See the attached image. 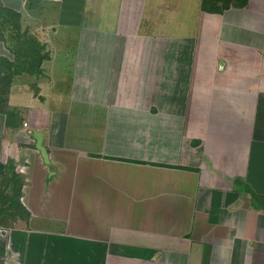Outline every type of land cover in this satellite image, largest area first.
Masks as SVG:
<instances>
[{"label": "crops", "instance_id": "crops-1", "mask_svg": "<svg viewBox=\"0 0 264 264\" xmlns=\"http://www.w3.org/2000/svg\"><path fill=\"white\" fill-rule=\"evenodd\" d=\"M0 1L49 55L13 76L12 125L0 111L27 217L15 264H264V0H200L205 27L184 36L148 21L149 0Z\"/></svg>", "mask_w": 264, "mask_h": 264}, {"label": "trees", "instance_id": "trees-1", "mask_svg": "<svg viewBox=\"0 0 264 264\" xmlns=\"http://www.w3.org/2000/svg\"><path fill=\"white\" fill-rule=\"evenodd\" d=\"M32 0H29L31 2ZM248 0H202V9L209 13L221 14L231 7H244ZM0 40L14 55V62L0 61V111L7 113V125H12L16 120L14 112L8 113L3 110L7 103L1 96L9 95L14 75L22 73H40L43 61L49 59L48 53H41L45 46L31 35L28 30H23L21 14L11 10L0 1ZM8 98V97H7ZM0 225L4 217L12 216L14 219L24 216L25 210L20 202L22 196L23 180L16 172L14 163L0 164ZM11 189V191H9ZM29 217V216H28Z\"/></svg>", "mask_w": 264, "mask_h": 264}, {"label": "rangeland", "instance_id": "rangeland-1", "mask_svg": "<svg viewBox=\"0 0 264 264\" xmlns=\"http://www.w3.org/2000/svg\"><path fill=\"white\" fill-rule=\"evenodd\" d=\"M115 9L116 8H112L109 14H112ZM200 9V0H149L146 12L149 11L147 13L149 19L148 21L154 22L158 25L160 24V28L163 31H166V33H168L170 30L171 35L184 36V33L188 34L192 31H194L196 34L198 32L199 26L200 31H203L202 28L205 27V23L199 22ZM59 10L60 9H57L56 6L54 8L48 7V9H46L45 19H55L58 15V12H60ZM84 11L85 10H83V12ZM85 12L86 13H82L80 17L74 18L75 21H79L82 25H88V19L91 20V17L89 16L94 14L92 10H90V13H88L89 11ZM117 16L118 12L115 15V19ZM62 28L65 29L64 26H62ZM175 29L180 31L173 32ZM48 30L50 31L51 29L49 28ZM28 32L30 33V30H28ZM6 48L11 54H13L8 47ZM1 96L4 100H8L7 94L4 95L1 93ZM20 119L22 120V117H20ZM1 184L2 185L0 187L3 188L4 183L2 181ZM9 191H11V189ZM4 218L5 220L0 225V264H15V260H19V258L10 247L9 233L11 229L15 228V223L17 222L18 218L14 219L10 215Z\"/></svg>", "mask_w": 264, "mask_h": 264}, {"label": "water", "instance_id": "water-1", "mask_svg": "<svg viewBox=\"0 0 264 264\" xmlns=\"http://www.w3.org/2000/svg\"><path fill=\"white\" fill-rule=\"evenodd\" d=\"M33 135H34V139L36 141L37 149L42 154L44 161L48 164L50 162V159H49V154H48L47 148L43 144V138H44L43 133L39 132V131H35Z\"/></svg>", "mask_w": 264, "mask_h": 264}, {"label": "built area", "instance_id": "built-area-1", "mask_svg": "<svg viewBox=\"0 0 264 264\" xmlns=\"http://www.w3.org/2000/svg\"><path fill=\"white\" fill-rule=\"evenodd\" d=\"M24 125H25V126H28V123H25Z\"/></svg>", "mask_w": 264, "mask_h": 264}]
</instances>
